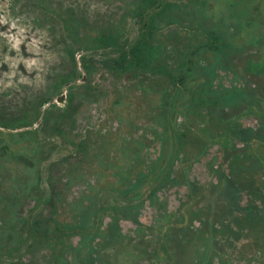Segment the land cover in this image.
I'll return each instance as SVG.
<instances>
[{
    "label": "rangeland",
    "instance_id": "1",
    "mask_svg": "<svg viewBox=\"0 0 264 264\" xmlns=\"http://www.w3.org/2000/svg\"><path fill=\"white\" fill-rule=\"evenodd\" d=\"M262 126L264 0H0V264H83L102 217L159 191L264 186Z\"/></svg>",
    "mask_w": 264,
    "mask_h": 264
},
{
    "label": "flooded vegetation",
    "instance_id": "2",
    "mask_svg": "<svg viewBox=\"0 0 264 264\" xmlns=\"http://www.w3.org/2000/svg\"><path fill=\"white\" fill-rule=\"evenodd\" d=\"M247 153V149H238L233 155ZM185 188V200L174 202L173 207L166 206V195L159 191L156 200L141 203L139 214L102 217L83 264H228V249L238 259L237 264L241 260L243 264H258L254 257L264 250V186L221 185L212 199L203 191L199 195L197 185ZM145 205L154 212L148 216V224L141 215ZM183 206L187 208L182 210ZM81 219L71 218L74 230ZM162 224L166 227L161 233H152ZM63 261L76 264L68 257Z\"/></svg>",
    "mask_w": 264,
    "mask_h": 264
},
{
    "label": "trees",
    "instance_id": "3",
    "mask_svg": "<svg viewBox=\"0 0 264 264\" xmlns=\"http://www.w3.org/2000/svg\"><path fill=\"white\" fill-rule=\"evenodd\" d=\"M203 19L204 20H207V17L206 16H204L203 17ZM208 29H207V34H210L213 38H216V37H218L217 36V34H218V32H216V31H214V30H212V28L211 27H207ZM205 29V28H204ZM224 47V46H223ZM223 47H221V48H223ZM220 49V48H219ZM222 51H223V49H221ZM150 51L152 52V54H155V55H157V56H159L160 54H161V52H160V48L159 47H150ZM221 52H218V54H217V56H218V58L221 56V54H220ZM132 63H127V70H129L130 68H132ZM226 66H227V64H226V62H219L218 60H216L215 61V64L213 65V66H211V68H203L202 69V71H203V73L206 75V76H211V78H214L215 77V75H214V70L215 69H217V68H221V69H223V68H226ZM236 138H237V140H240V141H244L246 144H248V142L250 141V139H251V137H252V135H253V133H251V131H248V130H246V131H244V130H240L238 127H236ZM261 141H264V126H262L259 130H258V134L256 135ZM239 138V139H238ZM246 149V148H245ZM237 151H238V149L237 150H235L234 152H232V153H228L227 152V155H225V156H227V157H235V155H233V154H236L237 153ZM244 156H247V157H249L248 156V153H247V155H244ZM49 223H50V225L47 223V226H48V228H49V230L50 231H52V232H59L61 229H62V227H64L63 229H71V228H74V226L72 227V226H65V225H62L59 221H57V220H55V219H53V220H49ZM82 226L80 225V228H81Z\"/></svg>",
    "mask_w": 264,
    "mask_h": 264
},
{
    "label": "water",
    "instance_id": "4",
    "mask_svg": "<svg viewBox=\"0 0 264 264\" xmlns=\"http://www.w3.org/2000/svg\"><path fill=\"white\" fill-rule=\"evenodd\" d=\"M63 98H64V97H63V95H62V96H60V97L57 99V101H58V102H62V101H63Z\"/></svg>",
    "mask_w": 264,
    "mask_h": 264
}]
</instances>
